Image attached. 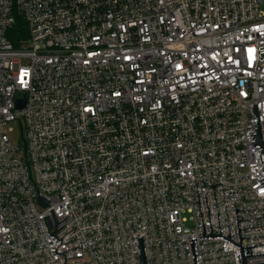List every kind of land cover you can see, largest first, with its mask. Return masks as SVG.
<instances>
[{
    "label": "built area",
    "instance_id": "2783aa9c",
    "mask_svg": "<svg viewBox=\"0 0 264 264\" xmlns=\"http://www.w3.org/2000/svg\"><path fill=\"white\" fill-rule=\"evenodd\" d=\"M252 102L264 0H0V264H264Z\"/></svg>",
    "mask_w": 264,
    "mask_h": 264
},
{
    "label": "water",
    "instance_id": "95a60500",
    "mask_svg": "<svg viewBox=\"0 0 264 264\" xmlns=\"http://www.w3.org/2000/svg\"><path fill=\"white\" fill-rule=\"evenodd\" d=\"M24 104H25V100H24V99H22V100H18V101H17V107H18V108H22V107L24 106ZM252 106H253V110H254V114H255V116L258 117L257 125L254 127L253 134H252V142L254 143L256 149H262L260 160L262 161V163H263V165H264V139H263V134H262V132H264V130L262 131V129H261L260 115H259V112H258V104H254V103L252 102ZM263 170H264V169H263ZM260 181H261L262 185H264V177H263L262 179H260ZM39 200H40V202L43 203V204H48V202H46V200H45L44 198H42V197H39ZM52 214H53L54 220H55V222H56V224H55L56 226H57L59 223H61L62 221L65 220V219H64V220H62L61 222H58V220H57V218H56V215H55V213H54L53 210H52ZM48 217H49V216H46V217H44V219H45V218H48ZM45 222H46V220H45ZM46 225H47V227H48L47 222H46ZM74 228H75V227H74ZM74 228H73V229H74ZM59 229H60V228H59ZM48 230H49V233H50V229H49V227H48ZM55 231H57V230L55 229L52 233H50L49 236H53V239H54V238L59 239L57 236H55V235L53 234ZM69 232H70V231H69ZM63 237H64V236H63ZM63 237H62V238H63ZM62 238L59 239V240H61V242H60V243L57 245V247L55 248V252H56V254H57V253L64 254V256H65V264H66V254L64 253V251H63V252H57V251H56V249L58 248V246H60V244L63 243ZM136 239H137V244H138V250H139V256H140V262H141V264H148V261H147V254H146V248H145L144 236H138V237H136ZM195 240H196V237H192V239H191V243H192V249H193V255H194V261H195V264H199V262H198V257H197V252H196ZM80 247H82V245H81ZM82 248H83V247H82ZM83 264H84V263H83Z\"/></svg>",
    "mask_w": 264,
    "mask_h": 264
},
{
    "label": "rangeland",
    "instance_id": "374dc122",
    "mask_svg": "<svg viewBox=\"0 0 264 264\" xmlns=\"http://www.w3.org/2000/svg\"><path fill=\"white\" fill-rule=\"evenodd\" d=\"M11 139L12 141L18 143V144H22V135H21V128L20 126L17 124L15 126L14 132L10 133Z\"/></svg>",
    "mask_w": 264,
    "mask_h": 264
},
{
    "label": "trees",
    "instance_id": "16d2710c",
    "mask_svg": "<svg viewBox=\"0 0 264 264\" xmlns=\"http://www.w3.org/2000/svg\"><path fill=\"white\" fill-rule=\"evenodd\" d=\"M20 29H24V27L18 25L11 32V38H12L13 42L16 44V46H18V44H19L20 34L18 32Z\"/></svg>",
    "mask_w": 264,
    "mask_h": 264
}]
</instances>
